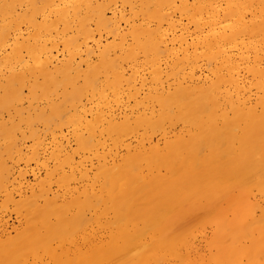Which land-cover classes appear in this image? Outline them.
I'll return each instance as SVG.
<instances>
[{"label":"bare ground","instance_id":"bare-ground-1","mask_svg":"<svg viewBox=\"0 0 264 264\" xmlns=\"http://www.w3.org/2000/svg\"><path fill=\"white\" fill-rule=\"evenodd\" d=\"M126 6L128 11H124ZM122 23L127 30H122ZM102 33L110 35L112 42L101 43ZM127 36L130 37L128 42ZM89 41L92 43L89 44ZM59 44L64 53H61V58L57 56ZM116 46H120L121 51L124 46L129 57H136L138 53H143L141 57L146 55L147 59L149 56L155 81L163 70L159 69L156 59L174 52V65L169 74L177 75L178 81L172 88H152L153 91L141 94L143 96L137 99L139 94L134 87V74L137 72H133L134 76L126 75L120 54H111ZM124 57V60L129 58ZM142 60L146 62V59ZM200 60L208 64L209 75L203 79L192 70ZM184 66L191 70L186 71ZM239 69L257 79L254 83L258 85L256 88L261 89L264 81V0H0V158L9 148V151L13 148L18 153L24 143L23 138H31L34 144L38 133L43 131L37 132L38 123L45 127L58 123L60 128L61 123L73 122L77 125L82 122L77 107L87 93L96 95L99 102H107L109 93L120 97V86L126 85L123 92L135 103L132 108L140 106L135 114L129 106V113L124 112L121 117L103 112L104 109L98 111L94 117L97 131L85 119L88 135H82L83 129H80L82 133L74 134L78 143L76 147L83 150L104 148L106 140L115 148H125V152L123 150L124 153L119 155L108 151L110 160L105 154L108 149L98 154L100 163L97 161L98 168L96 170L95 167L94 171H97V176L92 177L97 179L98 188H77L79 194L60 200V196L50 194L48 187L39 180L37 186H28L30 193L21 198L14 200L7 194V199H4L6 195L3 196L0 200L3 205L8 204L7 200L17 203L20 199L19 205L24 212L20 213L18 209L20 214L24 213L25 219L21 228L14 230V235L0 237V264H264V259L260 258L264 254L263 218L259 214L258 218L252 215L255 218L250 219L251 211H254L251 209L256 204L260 205L255 199L252 202L249 198L245 199L250 187L259 185V180L263 183L264 87L254 105L247 104L245 99L235 103L229 95L232 92L227 93V88H222L237 87ZM222 90L227 93L224 102L221 100L223 103L219 99ZM25 99L28 100L27 107L23 105ZM42 102L46 103V107L40 106ZM84 109L83 114L87 113ZM71 110L72 113H69ZM228 111L232 115L229 116ZM176 122L182 123V130L177 129L171 137H165L161 145L151 140L152 133L162 132L166 123ZM25 128L28 129V137L24 136ZM53 129L50 128L49 132ZM140 129L141 132H138ZM47 130L44 131L47 133ZM99 135L105 140H101ZM132 135L137 140L134 146L126 142L129 141L126 138ZM237 139L236 148L240 143L241 154L245 151L244 159L239 156L240 152L234 156L230 150L231 143ZM56 145H53L56 165L63 167L73 159L72 154L71 157L67 153L61 154L62 146L60 143ZM75 148L71 150L73 154ZM248 148L253 149L252 154H255L249 162L253 166H250L251 169L249 164H244ZM225 150H230L233 155L231 160V154L227 153L231 161L223 158ZM6 154L9 155V152ZM92 154L96 153L92 151ZM27 156L21 160L26 162L30 155ZM237 156L243 163L239 164L241 161ZM79 159L73 163L79 164ZM234 159L238 162L236 166ZM7 165L4 166L5 172L9 167ZM243 166L253 171L252 175ZM247 170L251 182L252 178L254 182L244 189L241 186L247 184L244 182L250 178L246 177ZM76 171L79 172V169ZM47 172L44 174L47 175ZM52 172L48 173V179ZM83 172H79V177L86 174ZM60 173L62 184H68L74 177L72 172ZM22 174L24 176V172ZM90 182H93L92 179ZM47 183L51 184L50 181ZM193 183L197 186L193 187ZM62 187L65 189V186ZM233 188H239L240 193L236 189L238 204L235 206L241 207L232 209L231 216H237L229 218L230 215H226L227 206L215 203L220 198L230 199ZM13 201L10 200V205ZM218 206L220 210H217ZM89 207L93 215L86 220L82 213L84 208L89 212ZM65 211L72 213L66 216ZM218 211L225 217L220 216ZM198 213L203 218L208 217V225L215 222L214 231L210 230L213 234L209 243L200 239L209 244L205 246L207 250L203 248L205 251L213 248L208 254L198 250L196 241L194 243L198 223L204 222L202 218L197 219ZM246 216H250L248 221ZM92 223L95 227H92L93 232L83 231L81 247L76 246L70 253V239L69 247L65 246V241L77 226L85 227ZM201 228L204 230V227ZM244 232L249 234L247 243L240 236L242 233L244 237ZM10 249L17 254H12ZM9 252L12 258L14 254L16 258L18 256L17 260L14 258L13 261Z\"/></svg>","mask_w":264,"mask_h":264},{"label":"rangeland","instance_id":"rangeland-1","mask_svg":"<svg viewBox=\"0 0 264 264\" xmlns=\"http://www.w3.org/2000/svg\"><path fill=\"white\" fill-rule=\"evenodd\" d=\"M125 9H126V11H128V7L126 6V7H124V11H125ZM108 14H109V12H108ZM124 27V28H123ZM126 26L122 23V30L123 31H125V30H127V27L125 28ZM98 36V35H97ZM105 36V37H104ZM109 36V37H108ZM128 37L129 36H127V42H128ZM112 39V37L110 36V35H108V34H105V33H102V35H101V43H107L108 41L109 42H112V40L110 41V40ZM116 39V42L118 41V39L117 38H115ZM104 40H106V41H104ZM129 41H130V37H129ZM91 41H89V44H91L90 43ZM61 45L59 44L58 45V58L60 57L61 58V55L62 54H64L63 52H62V47H60ZM60 47V48H59ZM117 48V49H116ZM116 48L114 47V48H112V50H111V54L112 55H115V54H120V62H121V64H122V67L125 69V73H126V75L128 74V75H131V76H134L135 77V80H134V82H135V88H136V90H138L137 92H138V94L139 95H137V99H139V98H141L145 93H147V92H149V91H153L154 89H160L161 87V89H166V86H167V88H172L173 87V85H174V83H176L177 81H178V76L177 75H175L174 73L171 75V74H169V72H171L172 73V67H173V65H174V60H175V53L174 52H172L171 54H164V55H162V56H160L162 59H160V57H158L157 59H156V62H157V64H158V66H159V69L160 70H162V72H163V74H162V72H161V76L159 77V81L158 80H154L153 79V75H152V72H151V65H150V63H149V59H150V57L148 56V59H147V56L145 55H143V57H141L142 56V54L143 53H138L137 55H136V57H129V56H127L128 54H127V52H126V49L124 48V46H122V51L120 50L121 49V47L120 46H116ZM61 51H60V50ZM117 51H115V50ZM119 49V50H118ZM124 49H125V54L123 53L124 52ZM98 52V51H97ZM120 52V53H119ZM56 53V52H55ZM62 53V54H61ZM122 53H123V55H122ZM117 55V56H118ZM126 55V57H129L128 58V60H127V58H126V60H124L125 59V56ZM171 55V56H170ZM82 56H84V54H82ZM124 58H123V57ZM169 56V57H168ZM138 57H139V60H138ZM166 57V58H165ZM173 57V58H172ZM96 58V56L95 55H93V59H95ZM136 58V59H135ZM123 59V60H122ZM142 59H146V62H148V63H146V62H144ZM123 62H122V61ZM130 60V61H129ZM160 60H162V61H160ZM127 61V62H126ZM129 61V62H128ZM139 61V62H138ZM159 62H161L160 64H159ZM205 64H204V63ZM128 63V64H127ZM131 63V64H130ZM145 63V64H144ZM168 63V64H167ZM171 63H172V65H171ZM202 63V64H201ZM123 64H124V66H123ZM166 64V65H165ZM170 64V65H169ZM201 64V65H200ZM146 65V66H145ZM204 65H206V66H204ZM132 66V67H131ZM135 66H138V67H136L135 68ZM147 66H149V67H147ZM198 66H200V67H198ZM166 67L168 68L167 70H166ZM184 68H185V70L186 71H188V69L189 70H191V68H187V66H184ZM187 68V69H186ZM130 70H132V71H130ZM192 70H194L195 71V75H199V76H201L200 78L201 79H203L205 76H207V75H209V73H208V64L206 63V61H204V60H200V61H198V63L196 64V66L192 69ZM205 72H207V73H205ZM127 71H128V73H127ZM130 72V73H129ZM133 72L134 73H138L139 75H137V73L136 74H134L133 75ZM204 72V73H203ZM242 72V73H241ZM167 73V74H166ZM166 74V75H165ZM142 75H143V77H142ZM150 75V76H149ZM169 75H171V76H169ZM174 75V76H173ZM249 75V76H248ZM165 78L164 79V81L163 80H160V78L162 79L163 77ZM167 76H169V77H171V78H169V77H167ZM241 76V77H240ZM243 76H246V77H243ZM252 77V78H251ZM167 78V79H166ZM151 79H153V80H151ZM240 79V80H239ZM242 79V80H241ZM141 80H143V81H141ZM262 80H264V77H263V79ZM153 81V82H152ZM162 81V82H161ZM239 81V82H238ZM238 81H237V87H231V86H227V87H223L222 89H226V91H227V93H228V91L230 92H232V93H229V95L231 96V98L235 101V103H237L238 102V100H239V103H241L244 99V102H246L247 104H255V102H256V100H257V98H258V96H259V94L261 93V91L263 90V87H264V81H262V85H261V89H259V87H257L258 88V90L256 91V86H258V85H255L256 83H254V81L255 82H257V79H255L252 75H250V74H247L246 72H243V70L242 69H239V76H238ZM240 81H241V83H240ZM133 82V83H134ZM141 82H143V83H141ZM156 82V83H155ZM157 83H158V85H157ZM173 83V84H172ZM243 83V84H242ZM156 84V85H155ZM240 85V86H239ZM155 86V87H154ZM157 86V87H156ZM164 86V87H163ZM169 86V87H168ZM263 86V87H262ZM126 88V85H121L120 86V88L121 89H119V90H121L120 92H119V94H120V97L119 96H115L114 97V95L112 94V96H111V93H109L108 94V96H107V99H106V101L109 103H107V102H99V99H98V97L96 96V95H93V94H91V93H87L82 99H81V104H79V106L77 107V110L79 111V114L81 115V119H82V122H80V123H78V124H80V126H77L76 124H74L73 122H71L70 124L69 123H61L62 124V127L60 126V128H59V126L58 125H60V124H58V123H53V124H51V125H54V126H49V127H45L42 123H38L37 124V132L38 131H40L41 129H43V131L41 130V132L40 133H38V137L40 138V140H37L38 139V137H37V143H36V140L34 141V144H33V142H31L32 141V139L31 138H26V139H24L23 138V142L24 143H22V147H21V150L17 153H15V150L13 149V148H11V150L9 151V149H8V152H9V155L8 154H6V153H8V152H6V153H4L3 154V156L5 157V159L3 158V156L1 157V158H3L4 159V161H2L1 160V158H0V171L2 172H0V179H2L0 182V200L3 198V196L4 195H6V197L4 196V199L6 198L7 199V194H10L11 195V197H12V199H14V200H16V198H18V197H22V196H25V195H27L28 193H30L29 191L30 190H28V189H30V187L31 186H34L35 184V186H37V184H38V182L37 181H39V180H41L42 182H44V185H45V187H48V190H49V193L50 194H52V193H56L58 196H60L59 197V199L60 200H68L70 197H72L73 196V194H79V190H81V189H90L91 187V189H96V187L98 188V181H97V179H93V178H96V173H97V171H96V173L94 172L95 171V167H96V170H97V168H98V163H97V161L100 163V158H98L99 157V153H104L105 151H106V149H108L107 150V153H105L107 156H108V159L110 160V158H109V154L110 153H117V155H119V154H123L124 152H125V148L124 147H121L120 148V146H117L116 148L114 147V146H112L111 145V143L108 141V140H106L105 141V146H103L104 148H102V147H99V148H95L96 149V151H95V149L94 148H88L87 150H88V152H87V150L86 149H81L79 146L78 147H76V145H78V143H77V138H76V135H74V134H78L79 132H81V130H82V135H85V136H87L88 135V129H85V125L86 124H88L89 122V125H91L92 127H93V129H94V131H97L96 129H95V123H94V117L96 116V114H97V112L98 111H101V110H103V112H110V113H112L113 115L115 114V116L116 117H121L123 114H125V113H129V111L131 110L130 108H132V106H133V104L135 105V103H133V100L131 99V98H128V96H126L127 95V93L126 92H123V91H126V90H124L125 88ZM139 87V88H138ZM123 88V89H122ZM151 89V90H149V89ZM152 88H153V90H152ZM238 88V89H237ZM239 90V91H237V90ZM235 91V92H233V91ZM225 90H222V91H220V95H219V99H220V101L222 100L223 102H224V100H225V97H227V93H225L224 92ZM144 92V93H143ZM239 92V93H238ZM122 93V94H121ZM126 93V94H125ZM222 93V94H221ZM257 93V94H256ZM24 94L26 95L27 94V90L25 89L24 90ZM90 94V95H89ZM124 94V95H123ZM141 94H143L142 96H140ZM88 95V96H87ZM93 97H92V96ZM123 95V96H122ZM222 95V96H221ZM224 95V96H223ZM96 96V97H95ZM111 96V97H110ZM235 96V97H234ZM255 96H257V97H255ZM90 97V98H89ZM127 97V98H126ZM118 98H120L119 99V101H118ZM236 98V99H235ZM109 99V100H108ZM112 99H114V100H112ZM96 100V101H95ZM125 100V101H124ZM91 101V102H90ZM98 101V103H95V102H97ZM112 101V102H111ZM221 101V102H222ZM237 101V102H236ZM27 102V103H26ZM125 102V103H124ZM127 102H128V104H127ZM222 102V103H223ZM254 102V103H253ZM86 103V104H85ZM90 103H93V105L91 104V109H90ZM106 103H107V105H106ZM113 103V104H112ZM115 103H119L118 105L117 104H115ZM238 103V104H239ZM26 104V105H25ZM85 104V105H84ZM98 106H97V105ZM114 106H112V105ZM23 105H25L24 107H27V105H28V100L27 99H25L24 101H23ZM45 105V107H46V103L45 102H42V103H40V106H44ZM101 105V106H100ZM103 105H105V106H103ZM111 105V106H110ZM115 105H117V106H115ZM92 106H93V108H92ZM98 108H97V107ZM100 106V107H99ZM103 106V107H102ZM109 106H110V109H109ZM127 106H128V109H127ZM129 106H131L130 108H129ZM223 106V105H222ZM83 107V108H82ZM95 107L97 108V109H95ZM106 109H105V108ZM112 107V108H111ZM126 107V108H125ZM138 107L140 108V106L138 105ZM84 108H86V109H84ZM102 108V109H101ZM108 108V109H107ZM139 108H137V107H133L132 108V110H133V113L135 114V111L137 112L138 110H139ZM83 109H84V111L86 112L87 111V113H85V114H83ZM96 110V111H95ZM82 111V112H81ZM94 111V112H93ZM112 111V112H111ZM116 111V112H115ZM231 111V110H230ZM230 111H228L229 113H228V115L230 116V115H232L231 113H230ZM73 112H74V109H73ZM89 112V113H88ZM91 112H93V113H91ZM123 112V113H122ZM125 112V113H124ZM48 113V112H47ZM69 113H72V110L69 112ZM94 116H93V115ZM119 115V116H118ZM6 116V115H5ZM84 117V118H83ZM91 117V119H89ZM62 118H64V116H62ZM88 118V119H87ZM87 120V122H85L84 120ZM93 120V121H92ZM83 123V124H82ZM86 123V124H85ZM93 123H94V125H93ZM58 124V125H57ZM64 124H66L65 126H64ZM72 124H74L75 126H72ZM182 123H180V122H176V123H173V124H165V126H164V131L162 130V132L161 131H159V132H155V133H152L151 135H152V137H151V140L153 141V142H157V143H159L160 145L162 144V142H163V139L165 138V137H171L172 135H173V133H175V131L178 129V131L179 130H182L183 129V127H182V125H181ZM42 125H43V128H42ZM81 125H82V127H81ZM41 128H40V127ZM55 126H57V127H55ZM69 128V129H67V128ZM79 127V128H78ZM81 127V128H80ZM38 128H39V130H38ZM45 128V129H44ZM50 128H55V130L53 129V130H51L50 132H49V129ZM48 129V130H47ZM57 129V130H56ZM72 129H74V130H72ZM81 129V130H80ZM26 130V132H24V136H27V133H28V129H24V131ZM44 130H47V133H46V131H44ZM72 131H73V135H72ZM55 132V133H54ZM71 132V133H70ZM138 132H141V129H140V131H138ZM177 132V131H176ZM17 135L19 136L20 135V132H18L17 131ZM43 133V134H42ZM45 133V134H44ZM51 133H53V135L51 134ZM98 133V132H97ZM57 134V135H56ZM28 135H29V133H28ZM42 137H41V136ZM46 136V137H45ZM52 136H53V138H52ZM75 136V137H74ZM101 135H99V137H100ZM28 137V136H27ZM103 137V138H102ZM131 137V138H130ZM42 138V139H41ZM45 138V139H44ZM58 138V139H57ZM60 138V139H59ZM105 137L104 136H101V140L103 139V140H105L104 139ZM135 137L132 135V136H129V137H127L126 138V140H129V141H126L127 143H129L130 144V146H134L135 144H136V142L135 141H137L136 140V138L134 139ZM76 139V140H75ZM27 140V141H26ZM56 140V141H55ZM75 140V141H74ZM42 141H45V142H42ZM62 141V142H61ZM238 141V139L237 140H233V142L231 143V144H233L232 145V147L230 148V150L232 151V152H237L238 151V153H232L234 156L237 154H239V152L241 151L240 149H242V148H240L241 147V145H240V143H238L239 144V148L237 149L236 148V146H237V142ZM27 142V143H26ZM54 142V143H53ZM66 142V143H65ZM68 142V143H67ZM109 142V143H108ZM239 142V141H238ZM40 143V144H39ZM44 143V144H43ZM51 143V144H50ZM59 143H60V145L62 146V149H63V151L61 152V154H64V153H67V154H69L68 156H70L71 157V154H72V158L73 159H71V160H69L70 162H68L67 164H70V165H64L63 167H59V166H57L56 165V163H58L57 162V158L55 157V155H54V152H55V148H53V145L55 146L56 144V146H58L59 145ZM77 143V144H76ZM27 144V145H26ZM31 144H33L34 145V147H33V145L31 146ZM41 144H42V146H41ZM65 144H67V145H65ZM110 144V145H109ZM234 144H236V145H234ZM25 145V146H24ZM29 145H30V147H32V148H30L29 147ZM64 145V146H63ZM109 145V146H108ZM111 146V147H110ZM41 147H42V149H41ZM50 147V148H49ZM77 149H76V148ZM233 147H234V150H233ZM26 148V149H25ZM28 148V149H27ZM35 148H38V149H35ZM44 148H46V149H44ZM54 150H53V149ZM66 148V150H64ZM67 148H69V149H67ZM75 148V150H74V154L72 153V149H74ZM110 148H111V150H110ZM251 148H252V146H251ZM30 149L32 150V151H30ZM44 149V150H43ZM51 149V150H50ZM79 149V150H78ZM104 149V150H103ZM119 149V150H118ZM39 150H41V151H39ZM49 150V151H48ZM72 150V151H71ZM77 150V151H76ZM91 150V151H90ZM123 150H124V152H123ZM230 150H229V152L228 151H226V154L224 153V152H222V156L223 155H225V156H223V158H225V157H227L228 158V156H230L229 154H231L230 153ZM237 150V151H236ZM248 150H250V152H251V154L252 153H254L253 151V149H247L246 150V152H248L247 153V158L245 157V161H244V164H249V162L251 163V161L255 158V154H252V155H254V157L252 158L251 157V154H250V152L248 151ZM253 150V151H252ZM25 151H27L26 153H25ZM37 151V152H36ZM45 151H47V152H45ZM82 151H84V152H82ZM92 151H94L96 154H92ZM110 153H109V152ZM115 151V152H114ZM122 151V152H121ZM14 152V153H13ZM29 152L31 153V152H33L32 154H29ZM41 152V153H40ZM42 152H43V154H42ZM45 152V153H44ZM49 152H51V153H49ZM40 153V154H39ZM109 153V154H108ZM224 153V154H223ZM227 153H229V154H227ZM7 156H6V155ZM13 154H15V155H13ZM20 154V155H19ZM24 154V155H23ZM27 154H28V156H29V158H27V160H26V162H27V164H26V162L24 161V160H21V159H23V158H26V157H24V156H27ZM231 154V160H232V158H233V155ZM245 154V151H244V153L243 154H241V152H240V154H239V156L240 155H242L241 156V158H243V156H246V155H244ZM11 155V156H10ZM32 155H35L34 157L32 156ZM37 155L39 156V157H37ZM42 155V156H41ZM95 155V156H94ZM18 156V157H17ZM27 156V157H28ZM239 156H237V158L239 157ZM12 157H13V159H12ZM23 157V158H22ZM44 157V158H43ZM81 157V158H80ZM33 158V159H32ZM38 158V159H37ZM44 159V160H42V159ZM48 158V159H47ZM51 158V160H49ZM82 160V163H81V161H80V159ZM98 158V159H97ZM236 158V159H237ZM18 159H20V160H18ZM28 159H31V160H33V161H30V160H28ZM37 159V160H36ZM40 159H41V161H40ZM78 159H79V164L81 165V164H83V165H81V166H79V164L77 163V165L76 164H74V163H76L77 161H78ZM229 159V158H228ZM244 159V158H243ZM247 159V160H246ZM18 160V161H17ZM47 160V161H46ZM230 160V159H229ZM230 160V161H231ZM235 160V159H234ZM233 160V161H234ZM238 160H240L239 158H238ZM13 161H15V162H13ZM16 161H17V164H15L16 163ZM36 161H37V163H36ZM43 163V167L41 166L42 164L40 163ZM54 161V162H53ZM72 161V162H71ZM73 161H74V163H73ZM233 161H232V163H233ZM241 161V162H240ZM239 162V164H241V163H243V160H240ZM248 161V162H247ZM3 162V163H2ZM23 162H25V163H23ZM47 164H46V163ZM55 163V164H53V163ZM12 163V164H11ZM36 163V164H35ZM72 163V164H71ZM3 164V165H2ZM7 164H10V166L9 165H7ZM40 164V165H39ZM236 164H238V162H237V160H235V166H236ZM5 165H7V166H9L8 168H7V171L5 172L4 170H5ZM14 165V166H13ZM16 165V166H15ZM52 165H56V167H54V168H52ZM73 165H75V166H73ZM97 165V166H96ZM243 165V164H242ZM67 166V167H66ZM70 166V167H69ZM84 166V167H83ZM240 166V165H239ZM253 167L252 165H248V167H249V169H251V167ZM50 167H51V169H50ZM78 167V168H77ZM243 167H246V169H248L247 168V166H243ZM14 170H13V169ZM58 168V169H57ZM61 168V169H60ZM73 168V169H72ZM81 168V169H80ZM19 169V170H18ZM44 169H46V170H49L48 172L45 170L44 171ZM52 169H54V170H52ZM72 169V170H71ZM76 169L78 170L79 169V172H81V170H82V172H83V174L84 173H86L87 174V176H86V174H84V175H82L83 177H79V175L81 174V173H79L78 171H76ZM83 169H85V170H83ZM248 169V170H249ZM253 169V168H252ZM23 170V171H22ZM57 170V172H52V171H56ZM59 170V171H58ZM64 170V171H63ZM70 170V171H69ZM87 170V171H86ZM248 170L247 171H245V172H247L246 173V177H250L248 180H245V182L244 183H246L247 182V184H244L243 186H241V188H243L244 187V189H246V185H248V184H250L251 186H252V182H254V180H253V178H252V182H251V175H252V172L253 171H251V170H249V171H251V175H248ZM10 171V172H9ZM9 172V174L7 175V173ZM13 172V173H12ZM22 172H24V176H23V174H22ZM44 172H47V175H46V173L44 174ZM49 172H52L53 173V176H52V173H50L49 175H50V179H48L49 177H47L48 176V173ZM60 172H63V173H69V174H71V172L72 173H74V177H73V179H71L70 178V180H69V182H68V184L67 183H63L62 184V182L59 180V178H60V176L58 175V174H60L61 175V173ZM79 173V174H78ZM95 173V174H94ZM4 174H5V176H4ZM17 174H22V177H21V175L18 177L17 176ZM35 174V175H34ZM3 175V176H2ZM12 175V176H11ZM46 175V176H45ZM56 175H58V176H56ZM93 175H94V177H93ZM39 178H38V177ZM42 176H43V178H42ZM71 176H73V174L71 175ZM85 176V177H84ZM93 177V178H92ZM246 177H245V179H246ZM3 178H5L6 180H8L9 181V184L7 183L8 181H6V180H4ZM9 178V179H8ZM36 178V179H35ZM53 178H55V181H54V179ZM57 178V179H56ZM85 178H87V179H85ZM92 179V181L93 182H90V180ZM44 180V181H43ZM46 180V181H45ZM96 180V181H95ZM261 180H263V183H261V181L259 180V182H258V184L259 185H257L256 183V185L255 186H252V187H250V189L249 190H247V192H248V196H247V198H245L246 200L249 198L250 200H251V202H252V200L253 199H255V201L257 200V202L259 203V205L260 206H254L252 203H250V205L252 204L254 207H256L255 209H254V207H253V209H251V210H254V211H251L250 213H251V220L252 219H254L255 217H257V215H261L262 217L261 218H263L262 220V223H264V174L262 175V177H261ZM40 181V182H41ZM51 182V184L49 185L47 182ZM53 181V182H52ZM58 181H60V182H58ZM94 181H95V183H97V185L96 184H94ZM248 181H249V183H248ZM5 182V183H4ZM39 182V183H40ZM57 182L58 184H55V183ZM89 184H88V183ZM256 182V181H255ZM2 183H4V187L6 186V184H7V186H9V187H5V189H4V187H2L3 186V184ZM31 183H32V185H31ZM53 183V184H52ZM86 183H87V186H86ZM92 183V184H91ZM261 183V184H260ZM29 184V185H28ZM59 184H61L60 186H59ZM83 184V185H82ZM94 184V185H93ZM194 184V183H193ZM69 185V187H67ZM74 185V186H73ZM28 186H30V187H28ZM62 186H65V189H64V187H62ZM83 188H82V187ZM194 186H197V185H193V187ZM52 187V188H51ZM67 187V188H66ZM73 188V190H72V188ZM81 187V188H80ZM51 188V189H50ZM79 190H78V189ZM4 189V193H2V190ZM7 189H8V192H7ZM69 189V190H68ZM236 189L239 191V188H233V190L231 191L232 192V197L230 198V199H228L227 201L229 202V204H228V202L226 201V199L225 198H220L219 199V201H218V199L216 200V201H218L217 203H215V204H217V205H225V206H227V208H228V213L226 214L227 216H229V218L231 217H235V216H237V215H235V214H233V215H235V216H231V212L234 210V208L236 207V208H238L239 207V205H237V206H235V204H238V201L236 202V200H237V198H238V192L236 191ZM247 189H248V187H247ZM6 190V191H5ZM11 190V191H10ZM68 191V193H67V191ZM76 190V191H75ZM243 190V189H242ZM51 191V192H50ZM53 191V192H52ZM57 191V192H56ZM73 191V192H72ZM246 190H244L243 192H245ZM11 192V193H10ZM13 192V193H12ZM22 192H23V194H22ZM78 192V193H77ZM246 192V193H247ZM61 193V194H60ZM63 193V194H62ZM239 193H240V191H239ZM20 194V195H19ZM65 194V195H64ZM70 194V195H69ZM62 195H64V196H62ZM237 195V198L235 197ZM247 195V194H246ZM67 196V197H66ZM70 196V197H69ZM20 197V198H21ZM239 197H240V194H239ZM254 197V198H253ZM256 197V198H255ZM68 198V199H67ZM12 199H10L11 201H13ZM244 199V200H245ZM10 200H7L8 201V204H4L3 205V203H2V201H0V203H2L1 205H0V237H4V236H6L7 234L9 235V234H11V235H14L15 234V232H14V230L16 231L18 228L20 229L21 228V226L24 224V219L25 218H23L24 217V213L23 214H20L22 211L24 212V210H23V208L22 207H20V199H19V202H17V203H15L16 201H13L15 204H17V205H15V204H13V202L11 203V205H10ZM226 201V202H224V201ZM230 200V201H229ZM245 200V201H246ZM249 200V201H250ZM6 201V200H5ZM17 201H18V199H17ZM215 201V202H216ZM3 202H4V200H3ZM235 202V203H234ZM248 202V201H247ZM20 204V205H19ZM12 205H14L15 207H13ZM215 206V205H214ZM224 206V207H225ZM17 207V208H16ZM215 207H217V206H215ZM220 206H218V208H219ZM223 206L221 207L222 209L224 208ZM241 207V206H240ZM239 207V208H240ZM15 208L18 210H15ZM20 209V213H19V209ZM249 208H251V207H249ZM221 209V210H222ZM225 209H226V207H225ZM225 209H224V211H225ZM233 209V210H232ZM213 210H215V208L213 209ZM217 210H220V208L219 209H217ZM232 210V211H231ZM85 211V212H84ZM87 211H89L90 212V214L88 215V213L89 212H86V209L84 208L83 209V215H85L84 217L86 218V220L88 219V217L90 218L92 215H93V213H91L93 210H92V208H90L89 207V210L87 209ZM241 211V210H240ZM70 212V213H69ZM69 212H67V211H65V215L67 216L68 214H71L72 213V211H69ZM82 212V211H81ZM221 211H218V213L219 214H221L220 213ZM223 212V211H222ZM235 212V211H234ZM248 212H249V209H248ZM255 212V213H254ZM224 213V212H223ZM233 213V212H232ZM237 214H238V212H236ZM241 213V212H240ZM255 215H254V214ZM214 214H215V212H214ZM245 214V213H244ZM248 215H249V213H247ZM20 215H22V216H20ZM255 216L254 218H252L253 216ZM70 216V215H69ZM220 216H223V217H225L224 216V214H221ZM249 217L250 216H246L245 218H246V220L247 219H249ZM260 217V216H259ZM21 218H23V219H21ZM202 220V221H204L205 222V225H203L204 224V222H202V223H200L199 221H197V222H199L198 224L200 225V224H202V226L200 225H198V227H199V229L197 228V230H196V234L197 235H195V237H194V243H195V241H196V243H195V245L197 246V248H198V250L199 249H201L200 251L203 253L204 252V254H208V252L210 253L212 250H213V248L211 247H209L208 249H210L209 251H205L203 248H205L206 250H207V248L205 247V246H207L206 244H208L209 243V239H210V237L212 236V234H213V232L212 233H210L212 230L214 231V225L215 224H213V223H215V222H212V224L211 225H208V224H210V222L209 223H206V222H208L209 221V219H208V217H205V218H203V216H202V214L201 215H199V213H198V216H197V219L198 220H200V219ZM207 218V219H206ZM258 218V217H257ZM205 219V220H204ZM227 219V218H226ZM22 220H23V222H22ZM207 220V221H206ZM210 220H212L213 221V219H210ZM229 221H231V220H229ZM248 221V220H247ZM22 222V223H21ZM252 222H254V220L252 221ZM93 225H91V224H89V225H87V226H81V225H79V226H77L78 228L76 229V227L74 228V230L76 231H74V232H72L73 234L72 235H74V236H70L66 241H65V246L66 245H68L69 244V239H70V247H69V245L68 246H66V247H69L70 248V253H72L73 252V249L76 247V246H79V247H81V245H82V235H83V233L85 232V231H87V232H90V230H92L93 228L95 229V227H94V223H92ZM208 226H207V225ZM254 225V224H253ZM263 226H262V228L264 229V224H262ZM19 226V227H18ZM211 228H213V229H211ZM12 227H16V228H12ZM90 227H91V229H90ZM93 227V228H92ZM201 227H204L203 229L204 230H202V228ZM5 228V229H4ZM9 228V229H8ZM79 228H80V231H78L79 230ZM82 228H83V230H82ZM11 229V230H10ZM13 229V230H12ZM93 229V230H94ZM201 229V230H200ZM89 230V231H88ZM93 230L91 231V232H93ZM211 230V231H210ZM7 231V232H6ZM84 231V232H83ZM201 231V232H200ZM4 232V233H3ZM6 232V233H5ZM14 232V233H13ZM83 232V233H82ZM202 232H205V234L203 235V233ZM200 233H201V235H202V237H200L201 235H200ZM245 233V232H244ZM243 233V235H244V237L246 238H244L243 236H242V233H241V237L243 238L242 239V241L243 242H245V243H247L248 242V240L247 239H249V234H244ZM4 234V235H3ZM75 234H77V235H75ZM206 234H208L206 237H205V235ZM209 234H210V236H209ZM198 235H200V236H198ZM198 236V237H197ZM209 236V237H208ZM75 238H77V239H75ZM196 238V239H195ZM74 239V240H73ZM78 239H81V241L80 240H78ZM200 239H203V240H207L208 241V243H205V241H203V240H200ZM73 240V241H72ZM197 240L199 241V242H197ZM68 241V242H67ZM72 241V242H71ZM66 242H67V244H66ZM203 242V243H202ZM72 243V244H71ZM205 243V244H204ZM204 245V246H203ZM209 245V244H208ZM201 246H203V247H201ZM71 247H72V249H71ZM208 247V246H207ZM11 250L12 251H14L13 249H10V252H11ZM72 251V252H71ZM9 252V254L11 255V253ZM13 253H15V254H17V252H13ZM12 253V254H13ZM14 254V256L15 257H13L12 258V255L10 256L11 258H12V260L14 259V258H16V255ZM10 258V259H11ZM17 258H18V256H17ZM17 258H16V260H17ZM30 258L31 257H29V260H30ZM260 258L261 259H264V254H262L261 256H260ZM43 260H46V259H43ZM13 261H15V260H13Z\"/></svg>","mask_w":264,"mask_h":264}]
</instances>
